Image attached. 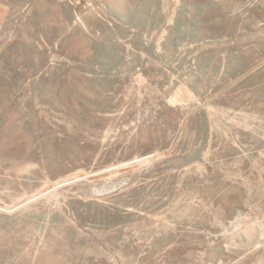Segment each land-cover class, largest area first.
<instances>
[{
    "label": "rangeland",
    "instance_id": "374dc122",
    "mask_svg": "<svg viewBox=\"0 0 264 264\" xmlns=\"http://www.w3.org/2000/svg\"><path fill=\"white\" fill-rule=\"evenodd\" d=\"M0 264H264V0H0Z\"/></svg>",
    "mask_w": 264,
    "mask_h": 264
}]
</instances>
